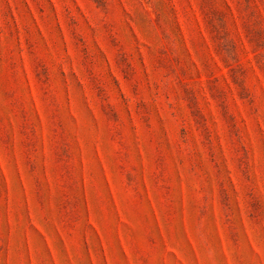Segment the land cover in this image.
Returning a JSON list of instances; mask_svg holds the SVG:
<instances>
[{
    "label": "rangeland",
    "instance_id": "374dc122",
    "mask_svg": "<svg viewBox=\"0 0 264 264\" xmlns=\"http://www.w3.org/2000/svg\"><path fill=\"white\" fill-rule=\"evenodd\" d=\"M0 264H264V0H0Z\"/></svg>",
    "mask_w": 264,
    "mask_h": 264
}]
</instances>
